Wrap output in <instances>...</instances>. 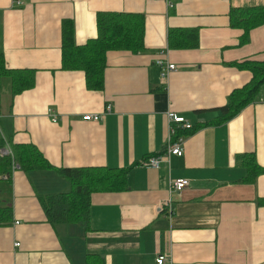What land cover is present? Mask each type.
<instances>
[{"label":"crops","instance_id":"crops-1","mask_svg":"<svg viewBox=\"0 0 264 264\" xmlns=\"http://www.w3.org/2000/svg\"><path fill=\"white\" fill-rule=\"evenodd\" d=\"M262 5L264 0H0L5 66L34 72L33 88L17 96L8 79L1 81L0 139L34 145L55 168L132 167L124 190L91 194L88 229L48 222L39 198L71 190L56 171H13L10 185L0 181V206L10 200L12 208L11 221L0 225V264H84L87 254L101 255L105 264H157L159 256L167 257L163 264H264V174L245 183L246 171L236 161L254 154L264 167V90L230 121L184 138L181 157L171 156L158 169L144 164L165 148L167 113L192 126L219 117L230 92L250 79L231 65L264 62V25L240 46L243 30L230 22L232 9ZM97 12L143 15L145 50L108 52L104 87L89 91L82 71L60 69L61 23L73 22L81 46L97 36ZM169 30L195 31L196 46L169 48ZM157 60L177 71L161 80ZM87 114L101 119L82 121ZM176 179L188 186L170 193ZM168 199L172 217L161 206Z\"/></svg>","mask_w":264,"mask_h":264},{"label":"trees","instance_id":"trees-1","mask_svg":"<svg viewBox=\"0 0 264 264\" xmlns=\"http://www.w3.org/2000/svg\"><path fill=\"white\" fill-rule=\"evenodd\" d=\"M230 22L233 28L243 30L239 42V45L243 46L248 43L251 30L264 25V5L232 9ZM95 26L96 38L77 46L74 41L73 22L64 20L61 23L60 69L62 71H82L86 89L89 91H101L104 87L103 76L107 66L108 52L139 54L145 50V20L141 14L97 12ZM184 34L188 35L187 39L193 41L187 44L181 36ZM167 41L171 49L195 47L196 33L195 31L169 30ZM231 66L247 71L250 74L249 81L230 92L225 104L218 109L221 112L219 117L195 124L188 130H177L175 139L187 138L202 127L225 124L245 107L260 99L264 90V62L233 63ZM4 78L9 80L12 96H17L34 86L33 71L7 69L3 55L0 54V83ZM6 143L11 155L0 157V181L10 185L13 166H17L25 174L54 170L61 178L69 182L70 192L39 198V203L51 225L76 224L88 229L91 194L97 191L120 192L124 190L126 176L132 168H55L44 159L34 145H15L1 138L0 149ZM236 161L246 171L245 183L253 184L257 177L264 174V167L257 164L254 154L240 155ZM3 175H7L6 180L1 179ZM11 212L10 200L7 204L0 206V225L11 221ZM84 264H105V261L101 255L87 254Z\"/></svg>","mask_w":264,"mask_h":264},{"label":"built area","instance_id":"built-area-1","mask_svg":"<svg viewBox=\"0 0 264 264\" xmlns=\"http://www.w3.org/2000/svg\"><path fill=\"white\" fill-rule=\"evenodd\" d=\"M146 1H151V0H146ZM16 4L19 5V2H16ZM169 6H171V4H169ZM156 65L160 69V79L163 81H165L172 72L177 71L176 66L168 61L157 60ZM108 111H110V107H108ZM100 119L101 116L98 114H87L82 117V121L97 122ZM52 121L53 122L56 121L55 114H52ZM167 121L169 123V132H168L167 142L165 144V150L161 154H158L157 156L146 159V161H144L145 166H148L153 169H158L161 163L164 161H168L171 156L181 157L183 155L184 138L180 137L175 139L174 136L177 130H188L191 128L192 125L184 117L170 112L167 113ZM2 139L4 138L2 137ZM10 155H11V151L9 149V146L5 144V146L0 149V157L10 156ZM16 169H18V167L13 166V171H15ZM1 179L6 180L7 175L1 176ZM188 183L189 182L186 179L171 180L169 182V192L179 193L188 186ZM161 206L166 209L168 216L172 217L174 210L171 207L170 199L163 202ZM15 224H17V222ZM19 245H20L19 243L14 244L15 247H19ZM166 261H167L166 256H159L156 259L157 264H163Z\"/></svg>","mask_w":264,"mask_h":264}]
</instances>
